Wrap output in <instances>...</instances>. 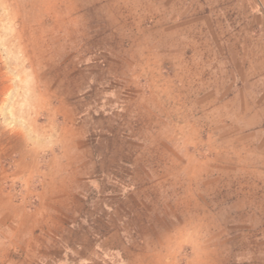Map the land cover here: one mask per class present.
<instances>
[{
	"label": "rangeland",
	"instance_id": "rangeland-1",
	"mask_svg": "<svg viewBox=\"0 0 264 264\" xmlns=\"http://www.w3.org/2000/svg\"><path fill=\"white\" fill-rule=\"evenodd\" d=\"M77 168L124 264H264V0H0V219Z\"/></svg>",
	"mask_w": 264,
	"mask_h": 264
},
{
	"label": "crops",
	"instance_id": "crops-1",
	"mask_svg": "<svg viewBox=\"0 0 264 264\" xmlns=\"http://www.w3.org/2000/svg\"><path fill=\"white\" fill-rule=\"evenodd\" d=\"M81 170L75 169L81 179H57L51 191L42 181L39 193L50 195L51 203L17 205L0 219V264H124L115 225L102 213L104 206L89 202L92 189L83 187L99 178H83Z\"/></svg>",
	"mask_w": 264,
	"mask_h": 264
},
{
	"label": "bare ground",
	"instance_id": "bare-ground-1",
	"mask_svg": "<svg viewBox=\"0 0 264 264\" xmlns=\"http://www.w3.org/2000/svg\"><path fill=\"white\" fill-rule=\"evenodd\" d=\"M75 8H77V7H71L72 11L75 10Z\"/></svg>",
	"mask_w": 264,
	"mask_h": 264
}]
</instances>
